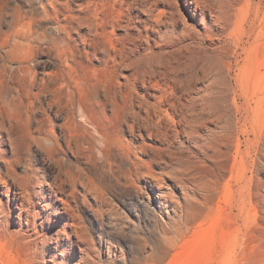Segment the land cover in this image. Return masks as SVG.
<instances>
[{"label": "rangeland", "instance_id": "rangeland-1", "mask_svg": "<svg viewBox=\"0 0 264 264\" xmlns=\"http://www.w3.org/2000/svg\"><path fill=\"white\" fill-rule=\"evenodd\" d=\"M75 1L78 9L87 3L86 0ZM111 1L103 0L106 8L101 7L104 17L100 18L106 25L108 42L115 44L116 38L124 37L129 46L138 47L140 52L134 57L135 64L140 62L141 56L153 62L159 60L157 56L160 60L180 59L184 65L177 69L179 76L174 77L170 89L173 103L207 95L213 99V106L203 110L201 101L196 102L193 128L177 123L182 117L179 103L170 108L164 106L163 126L168 127L169 138L163 139L151 138L138 127L133 133L129 114L123 123L122 135L144 146L141 160L154 161L150 165L141 163L137 175H133L129 170L133 167L129 155L119 158L117 151L108 162L104 161L105 152L100 147L107 137L103 134L118 139L114 130L116 121L103 118L98 134L95 127L84 123L79 108L71 106L72 117L68 121L67 111H58L57 106L49 105L51 95L45 93L39 99L45 109H37V117L44 119L45 129L37 130L38 120L28 119L29 106L23 101V97L36 92L37 88L7 86L5 82L11 80L10 69L16 68L18 63L12 58L9 61L8 48L0 45V264H264V0ZM147 3L150 4L147 6ZM120 18L123 19L118 24ZM47 26L56 25L48 23ZM147 27L149 30H143ZM2 29H7L6 23ZM79 31L84 35L87 32L86 29ZM2 37L0 34V44ZM168 39L178 43L168 44ZM175 48H178L177 53ZM148 53L155 56L152 58ZM99 56L100 59L94 61H69L66 69L58 68L55 61L41 55L39 58L50 60V64L35 68L36 75L38 79H49L59 69L65 83L80 86L76 93L78 104L80 97L87 98L85 107L91 109L89 91L102 96L115 93L117 82L124 81L130 70L133 71L132 66H127L117 77L102 60V54ZM84 66L89 67L85 70ZM158 77L154 78V83L160 80L164 84L165 80ZM51 78L53 81L55 77ZM141 84L137 79L136 86H132L135 91L129 88L134 99L144 93ZM214 89L220 92L209 94ZM149 92L152 101L156 99L154 95H161L158 90ZM129 106L125 104L123 111ZM65 121L81 128L79 137L82 138L78 137L77 143L85 142L86 150L93 147L94 157L91 153L90 156L76 153V147L72 150L67 147L60 126ZM46 128L60 135L62 149L60 146L49 148L48 140L40 144ZM247 128L253 131L249 156L247 135L242 133ZM247 159L249 168L244 164ZM111 161L116 163L113 176L107 171ZM147 168L150 171L147 172ZM152 173L159 177L164 175L162 185L155 182ZM244 198L249 199L246 207ZM242 206L246 208L243 212Z\"/></svg>", "mask_w": 264, "mask_h": 264}, {"label": "bare ground", "instance_id": "bare-ground-1", "mask_svg": "<svg viewBox=\"0 0 264 264\" xmlns=\"http://www.w3.org/2000/svg\"><path fill=\"white\" fill-rule=\"evenodd\" d=\"M86 1H87V3L85 5H83V8L78 9V8H76V3H75L76 1L75 0H0V34H3L2 43L0 45L3 48H8V50L6 51V54L9 57V61H10V58H12L16 63H18V65H17L16 68L10 69V71H11V80H10V82H5V83L7 84V86L9 88H15V87H18V86L19 87L20 86L21 87H24V89H25V87H29L30 89L33 88V87H36L37 88V91L36 92H31L30 95H28L29 93H27L26 95H28V96H25L24 95L26 98L23 97V101L24 102L26 101L27 102V104L25 103L26 106L27 105L29 106L27 108V110H26V114H27L28 119L29 120H32V119L36 118V120H38V129L37 130H39L40 132H42L45 129V126H44L45 124L43 123L44 119L42 117H37V112H38L37 109H40V111H41V109L42 110L45 109L44 108L45 106L43 105V103L41 102V100L39 101V99H41V96L44 95L45 93H48V94L51 95V97H50L51 100L49 99L50 102L48 101L49 102V105H51V106L52 105L57 106L58 108L57 107L56 108L58 109V111H64V112H65V110L67 111L66 114H67L68 117H66V118H67L68 121H70L71 120V117H72V116H70V111H69V109L71 108V106H74V107L79 108L80 111H81V116L84 119V123H88L89 125L95 127V130L98 132V134L101 133L100 132L101 130H99L98 128L100 127V124H101L103 118L104 119L105 118L106 119L108 118L111 121L112 120L113 121H116L115 122L116 123V128L114 126V128H115L114 130H116L117 134L119 135V137H117L118 139H112V137L108 136L107 134H103V135H106V137H107V139H103L102 140V142H104V145H101L102 147H100L102 149V150L101 149L100 150L105 152V153L102 152V153H104V155H103L104 156V161H107L108 162L110 156L112 155V153L114 154L117 151H118L117 154L120 156L119 158H124L125 159L129 155V158L131 159V162L133 164V167L129 168V170H130V172L133 175H137L136 173H137V171H138V169L140 167V164L144 162V160H141L140 157L143 154H145L144 153V149L145 148H144L143 145H136L134 142H132V140H129V138L127 139V138H125L122 135V134H124V132H123V123L125 122V119L127 121L128 115L131 114L132 115L130 117L131 118V121H132V130L131 131H133V133H134V128L138 127L140 129L145 130L147 132L148 136H150L151 138H160V139L169 138V132H168L169 129H168L167 126H166L167 129H166L165 126H163L164 120H165V114L163 112L164 111V106H166V107L169 106L168 108H170V107H173L175 104H178L179 103V102L176 103V101L173 103L172 97H171V93L172 92L170 91V89L173 86L172 85L173 82L175 81L174 77L175 76H179L178 73H177V69L179 67H181L182 65H184V64H183V62H181L180 59H175V58H172V57H169L166 60H160V56H157L160 61L157 60V59H154V62H153L152 59H150V60L149 59H145V57L143 58V56H141L139 58V59H141L140 62L138 61L139 63L138 64H135V61L137 59H135L134 57H137V52H140V50H139L138 47L136 49L135 47L129 46L127 44V42H126V40H125L124 37H118V38H116L117 43H115V44H113L110 41L108 42V40H107V37H108L107 36L108 35L107 33L108 32L105 33V31H104L106 25L103 24L100 21V18L102 17L101 14L103 13V11H101V7L105 5V4L102 5L103 4V0H86ZM105 1L107 2V0H105ZM130 1H132V0H130ZM151 1H153V0H151ZM155 1H153V2H155ZM235 1L236 0H234V2ZM136 2H137V0H136ZM238 3H239V1H238ZM108 4H109V2H108ZM108 4H106V5L109 6ZM149 4L147 3V6ZM233 4H236V3H233ZM111 5H113V4H111ZM127 6L129 8V5H127ZM108 8H107V10H108ZM233 8H235V5H234ZM236 8H237V5H236ZM232 11H234V10H232ZM244 11H241V13L244 12ZM123 12H124V10H123ZM128 13H130V12H128ZM161 13H163V12H161ZM232 13H234V12H232ZM184 14H185V12H184ZM241 15H244L245 16V14H241ZM235 16L237 17V15H235ZM255 16L257 18V16H259V15H255ZM107 17H109V16H107ZM238 17H240V16H238ZM122 19L123 18L118 19L117 20V23L120 24V21ZM106 20L108 22H110L109 19H106ZM112 20H113V18L111 19V21ZM4 23H6V27H7L6 30H3L2 29V26H3ZM48 23L55 24L56 26L55 27H53V26H51V27L50 26H47ZM242 23L243 22L241 21L240 24H242ZM250 23H248V24H250ZM112 24H113V22H112ZM112 24H111V26H112ZM127 25H129V24H127ZM236 26H237V23H236ZM151 28H153V27H151ZM241 28H242V26H241ZM80 29H83V30L86 29V31H87L86 34L85 35L84 34H81L80 31H79ZM244 29H246V26H245ZM143 30H149V29L147 27L146 29H143ZM143 30H140V32H142ZM153 30L154 29H152V31ZM239 31L242 34V30H239L238 29V32ZM111 34L112 33H110V35ZM234 34H237V33H234ZM236 36H238V35H236ZM202 37H203V35H202ZM101 38H103V41L100 40ZM127 38H128V36H127ZM111 39H113V38L111 37ZM133 39L135 40V39H137V37H133ZM142 39H143V37H142ZM242 41H243V39H242ZM133 43H134V45H136V42H133ZM139 43H141L140 40H139ZM169 43H171L172 45H176L178 42L175 41V40H173V39H170V40L168 39V44ZM233 43H234V39H233ZM155 45H153V46H155ZM175 47H177V46H175ZM180 47H179V50L182 49V47L181 48ZM128 48L131 49V52H129V53H128ZM211 48H213V47H211ZM177 49H176V53H177ZM146 51H147V49H146ZM152 51H150V52H152ZM168 52H169V54H174L173 51H170L169 50ZM100 54H102V60L106 63V65L108 66V68L111 69V71L113 70L112 71L113 73L114 72L116 73V76L117 77L120 75V73L123 71V69L127 68V66H129V68L132 66L133 67V69H132L133 71L131 73V70H130V75H126L124 77V81L117 82L118 83V85H117L118 87L116 86L117 89H116L115 93L112 92L113 95L111 93H109V92H108L109 94H107V95L101 93V94H103V96L100 95L97 92H95V94L93 95V93H92L93 90L92 91H89V92H91L90 94H92V97H91V99H89V102L90 103H88L91 106V109H88V108L85 107V105H86L85 103L87 102V98L80 97V104H78L79 103V100H78L79 95H78V98L76 97V95L78 94L77 91L79 90V87L80 86L79 87L74 86L73 83H71V82L69 84L67 82L65 83L63 81V78L60 77V74H61L60 72L61 71L58 68H62V67L66 68V69L69 68V64H70L69 61H71V62L77 61V63L78 62L82 63V61L85 62V60H89V61L99 60L100 59V56H99ZM41 55L48 56V58H50L53 61H55L56 66H58V68H57L58 69V72L57 71L56 72L54 71L55 74L53 72L52 76H50L49 79H46V78L44 79V77L41 78V79H38L37 78L35 68H37L39 66L44 67L45 65L50 64V62L48 63V61H50V60H48V61L45 60V59L44 60H41L39 58ZM149 55L152 56L153 54H149ZM154 56H152V58ZM213 56H216V55H213ZM173 57H174V55H173ZM142 58H143V60H142ZM185 59L186 58H184V60ZM155 60H157V61H155ZM207 60H209V59H207ZM210 62H211V60H210ZM74 63H76V62H74ZM208 63H209V61H208ZM71 64H73V63H71ZM90 64H88V65H90ZM74 66L72 65L71 68L74 69ZM79 66H81V65H79ZM96 66H97V64H96ZM88 67L85 69V66H84L83 69L87 70ZM238 67H240V66H238ZM71 68H70V70H71ZM90 68H92V67H90ZM104 68L105 67L103 66L102 69H104ZM202 68H203V65H202ZM81 69H82V67H81ZM98 69L99 68L97 67V70ZM102 69H100V70L103 71ZM8 71H9V69H8ZM88 71H90V69ZM95 72H94V74H95ZM108 72H109V70H108ZM99 73L101 74V72H99ZM99 73L97 71V74L98 75H99ZM109 73H111V72H109ZM103 75H104V73H103ZM65 76H67V74ZM70 76H71V74H70ZM157 76H159L162 79H164L165 80V83L162 84L160 82V80H157L158 82L157 83H154L156 81H153V80H155L154 78H157ZM51 77H55V78H53L54 79L53 81H51L52 80ZM74 77H73V79H74ZM101 77H103V76H101ZM101 77H100V79H101ZM105 77H104L103 80H105V82H107L106 81L107 77H106V79H105ZM159 77H158V79H159ZM75 79H78V78H75ZM120 79H121V77H120ZM137 79L141 81L142 84L140 86H141V89L144 90V93L139 95V94H137L138 93L137 92L138 90H137L136 91L137 92L136 94L138 95V98L137 99H134L132 97L134 94L132 96L129 94V88H133L132 86H136V80ZM235 79H236V82H237V88L239 90L241 88L239 87L240 86L239 85L240 83H239V77H238V75H237V77H235ZM256 79H258V77H256ZM101 81H102V79H101ZM78 82H80V81H78ZM111 82H112V80H111ZM113 82H115V81H113ZM97 83H99V82H97ZM103 83H102V85H103ZM74 84H75V82H74ZM76 84H77V82H76ZM107 85H109V84H107ZM190 85L191 84H189V86ZM100 87H101V85H100ZM103 87H106V86H103ZM24 89H23V91H24ZM92 89H94V88H92ZM104 89L106 90V88H104ZM151 89L152 90H158L160 92V94H161V95H154V99L156 97V99L154 101H152V100L149 99L152 96V94L149 92ZM134 91H135V89H134ZM207 91H208V89H207ZM103 92H104V90H103ZM219 92H220V90L214 89V90L210 91L209 94L213 95V94H216V93H219ZM24 93H25V91H24ZM173 93H176V92L173 91ZM68 94L70 96L69 98H67ZM234 95H236V94H234ZM87 96H89V95H87ZM88 98H90V97H88ZM198 100L201 101L200 102L201 103L200 105L202 106V109L203 110L207 109L210 106H213V99L211 100V98L210 97L208 98L207 95H202V96H199V97H193L188 102H180L179 103V107H180V111L182 112L181 113L182 117L177 121V123H179V124L184 123L186 126H189L190 128H193V126H194L193 123L196 121V118H195V116L197 115V108H196L197 105H196V102ZM35 103L36 104L39 103L38 106H36ZM127 103L130 106H129V109L127 110V108H128L127 107L126 108V111L124 112L123 111V106L125 107V104H127ZM40 118H42V119H40ZM68 121L67 122L65 121L66 123H62L60 125L61 128H62V130H63V132H64V135L66 136L65 142H66L67 147L70 148V150H72L74 147H76V150H74L76 153H78V154H83V153L86 154L87 153L89 156H90V153H91L92 154V157H94L93 154H95L94 152L96 150H94L93 147H89L86 150L85 148H87V147L84 145V144H86L85 142H82L84 144H78L79 142H81L79 140V142L77 143L78 137L80 135L79 133H80V129L81 128L80 129L79 128H76V126L74 127V125L73 126H70L71 124L68 125ZM10 122H11V127H12L14 125V122H13L12 119L10 120ZM74 122H75V119H74ZM115 123L112 124V125H115ZM241 124H242V122H241ZM201 126H202V124H201ZM103 127H105V126H103ZM101 129H104V128H101ZM87 130H89V129H87ZM109 131H107V132H109ZM82 132H84V131H82ZM242 133H245L247 135L246 141H247V146H249V147H247L246 153L249 156L250 155V146H251V144L253 142V139L251 138V135L253 134V131L251 129L247 128ZM44 134H45V137L42 136L43 138H40L41 139V143H40L41 145L43 144V142L45 140H48V142L50 141V144H49L50 147L49 148H51V147L52 148L53 147L55 148V147H59V146L61 147L60 135L57 134L55 131H53V129L48 130L46 128V131H44ZM103 135H102V137H105ZM112 135H114V134H112ZM92 136H93V134H92ZM126 137H127V135H126ZM92 144H91V146H92ZM94 147L98 149L97 146H94ZM62 148L63 147H61V149ZM101 151H98V152L101 153ZM113 157L115 158V156H113ZM58 159H59V157H58ZM58 159H56V160H58ZM146 160H148V159H146ZM146 160H145V162L143 164L150 165V163L153 161V160H150L149 162H147ZM61 161H63V160H61ZM112 161L109 162L110 163V168H109V170H107L108 173H110V174L113 173L114 167H115V164H116L115 162H114L115 164L112 163ZM114 161H116V160H114ZM58 162L61 163L60 161H58ZM92 162H94V161H91V163ZM118 164L120 165V163H118ZM244 164H246L247 168H249L250 161L247 159L244 162ZM64 165H65V163H64ZM124 165H126V164H124ZM145 167H147V166H145ZM122 168L124 169V166ZM149 168L146 169L147 172H148V170L150 171ZM117 169H118V167H117ZM120 170H122V169H120ZM151 171L153 172V170H151ZM101 172L102 173H105L103 171H101ZM120 172L122 173V171H120ZM143 172H141V173H143ZM131 173H129V174L131 175ZM145 173H143V174H145ZM113 174H111V176H113ZM127 174H128V172H127ZM152 174H150V175L152 176ZM155 174H153V178H154L155 182L157 184L162 185V183H163V181L165 179L164 175L162 177H159V176H157L158 174H156V175ZM106 175H108V174H106ZM123 175L126 176V174H123ZM141 176H142V174H141ZM130 177H134V176H130ZM110 178H112V177H110ZM105 180H106V178H105ZM109 180H111V179H109ZM112 180H113V178H112ZM115 181H117V180H115ZM93 183H94V180H93ZM97 184H96V186H97ZM106 185L108 186V184H106ZM110 186H111V184H110ZM248 200H249L248 198H244L243 199V204L245 205V207L247 206V201ZM243 206L241 207V211L242 212L246 209ZM248 222H250V221H248ZM245 227H246V225H245ZM251 229H252V227H251ZM238 232H239V230H238ZM164 250H166V249H164Z\"/></svg>", "mask_w": 264, "mask_h": 264}]
</instances>
